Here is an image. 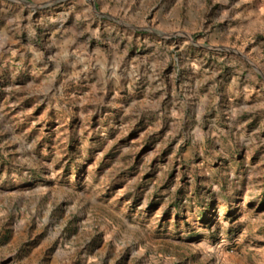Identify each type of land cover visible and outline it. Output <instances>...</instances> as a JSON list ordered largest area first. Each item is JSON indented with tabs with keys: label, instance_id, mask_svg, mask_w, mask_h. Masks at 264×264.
Returning a JSON list of instances; mask_svg holds the SVG:
<instances>
[{
	"label": "rangeland",
	"instance_id": "rangeland-1",
	"mask_svg": "<svg viewBox=\"0 0 264 264\" xmlns=\"http://www.w3.org/2000/svg\"><path fill=\"white\" fill-rule=\"evenodd\" d=\"M0 264H264V0H0Z\"/></svg>",
	"mask_w": 264,
	"mask_h": 264
}]
</instances>
